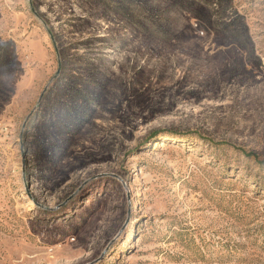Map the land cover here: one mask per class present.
I'll return each mask as SVG.
<instances>
[{
  "label": "rangeland",
  "instance_id": "rangeland-1",
  "mask_svg": "<svg viewBox=\"0 0 264 264\" xmlns=\"http://www.w3.org/2000/svg\"><path fill=\"white\" fill-rule=\"evenodd\" d=\"M0 264H264V0H0Z\"/></svg>",
  "mask_w": 264,
  "mask_h": 264
}]
</instances>
